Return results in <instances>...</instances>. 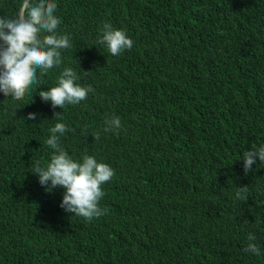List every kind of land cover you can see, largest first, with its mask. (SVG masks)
Masks as SVG:
<instances>
[{"label":"trees","instance_id":"1","mask_svg":"<svg viewBox=\"0 0 264 264\" xmlns=\"http://www.w3.org/2000/svg\"><path fill=\"white\" fill-rule=\"evenodd\" d=\"M21 2L0 0V17ZM54 2L72 47L22 100L0 92V264H264V164L245 175L242 159L264 145V0ZM105 22L133 47L99 45ZM64 68L95 92L53 108L39 91ZM112 115L122 127L105 133ZM57 122L74 160L115 170L99 218L66 212L65 189L46 191L31 171L50 162ZM249 233L259 256L244 251Z\"/></svg>","mask_w":264,"mask_h":264},{"label":"clouds","instance_id":"2","mask_svg":"<svg viewBox=\"0 0 264 264\" xmlns=\"http://www.w3.org/2000/svg\"><path fill=\"white\" fill-rule=\"evenodd\" d=\"M56 10L54 0H22L14 17H0V92L4 96L19 101L26 94H31V86L39 83L37 70L41 75H46L48 70L59 67L62 63V50L72 47L69 36L57 31L61 19L54 15ZM101 31L97 43L105 45L113 56H119L134 45V41L123 29L113 28L108 22L103 24ZM79 79L72 68H64L57 85L39 91V96L45 102L50 101L53 108L77 105L90 92H95L91 85L83 87L75 83ZM36 115L29 113L27 119L34 120ZM121 127L119 116L105 117V133H118ZM67 131V125L60 122L49 129L51 135L45 143L53 150L50 162L42 166L40 161H36L31 171L38 176L40 185L46 191L51 192L57 187L65 189L60 206L66 212L91 221L107 212L106 208L99 206L105 196L102 186L112 180L115 170L107 163L98 162L92 155L85 154L81 161L74 160L60 143L61 136ZM93 137L95 140L100 139L99 133L93 134ZM257 157L264 164V145L243 153L245 175L252 171ZM247 191L246 186L240 187L236 197L246 200ZM247 239L244 251L261 255L254 242L255 234L249 233Z\"/></svg>","mask_w":264,"mask_h":264}]
</instances>
